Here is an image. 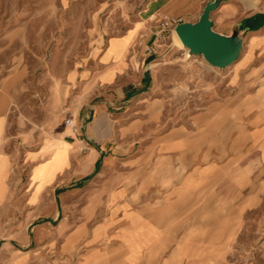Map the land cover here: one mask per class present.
I'll return each instance as SVG.
<instances>
[{
  "label": "rangeland",
  "instance_id": "1",
  "mask_svg": "<svg viewBox=\"0 0 264 264\" xmlns=\"http://www.w3.org/2000/svg\"><path fill=\"white\" fill-rule=\"evenodd\" d=\"M151 1L0 0V113L7 122L0 264H97V213L108 214L103 206L97 212V169L124 171L127 148L138 151L152 143L158 150L190 135L202 146L222 147L230 198L218 205L214 200L212 213L191 222L181 254L149 255V261L264 264V45L252 38L264 26L244 31L238 58L224 68L201 54L186 55L175 40V25L160 31L148 88L122 104L115 138L123 158L107 163L106 154L81 172L89 162L79 146L83 140L74 150L61 138L46 141L62 131L84 137L66 119L72 115L78 126L76 107L94 88L67 76L85 66L90 26L97 24V44L110 39L111 48H120L113 37ZM208 1L191 0L187 11L170 19L195 21ZM259 13L264 0H219L210 17L215 30L229 34ZM152 23L161 24L158 18ZM250 24H264V18ZM130 65L140 68L138 61ZM127 81L122 77L113 85ZM125 256L119 254L118 262Z\"/></svg>",
  "mask_w": 264,
  "mask_h": 264
},
{
  "label": "crops",
  "instance_id": "2",
  "mask_svg": "<svg viewBox=\"0 0 264 264\" xmlns=\"http://www.w3.org/2000/svg\"><path fill=\"white\" fill-rule=\"evenodd\" d=\"M189 2L191 0L148 2L137 17L126 24L125 30L113 37L119 38L120 48H111L110 39L105 45L97 44V24L90 26L93 37L86 40L88 51L82 59L85 66L70 70L67 76L70 80H82L84 89L94 88L76 107L80 134L84 137L77 138L62 131V135L46 139L61 138L71 143L73 150L83 140L79 146L86 149L89 162L81 172L93 167L106 154L107 163L123 158L119 156L123 152L115 138V129L122 118V104L148 88V73H151L148 64L160 50L157 40L161 24L152 21L158 18L162 22L184 13ZM262 26L264 24H258L250 31L256 32ZM256 36V41L264 45V33H254L252 38ZM134 61L140 64L138 71L130 65ZM73 71L74 77L69 78ZM122 77L128 79V85H113ZM6 131L5 115L0 113V161L7 160ZM200 143L197 135H190L166 141L158 150L151 149L152 143L138 151L127 148L124 171L118 168L110 174L107 166L97 169V212L102 206L108 208L107 215L97 213V264H171L150 262L148 256L181 254L191 222L197 221L200 215L212 213L214 200L217 205L229 201L227 179L223 176L229 159L221 146ZM108 175L110 177H106ZM5 178L3 171L0 201L4 196ZM201 222L206 224L207 220ZM59 226H66V218ZM119 254L126 255L122 262H118Z\"/></svg>",
  "mask_w": 264,
  "mask_h": 264
},
{
  "label": "water",
  "instance_id": "3",
  "mask_svg": "<svg viewBox=\"0 0 264 264\" xmlns=\"http://www.w3.org/2000/svg\"><path fill=\"white\" fill-rule=\"evenodd\" d=\"M218 4L219 0L206 2L197 20L181 21L174 26V30L188 48L189 54H201L209 64L224 68L238 58L242 48L243 33L251 29L242 26L240 22L229 34L215 30L210 13Z\"/></svg>",
  "mask_w": 264,
  "mask_h": 264
},
{
  "label": "built area",
  "instance_id": "4",
  "mask_svg": "<svg viewBox=\"0 0 264 264\" xmlns=\"http://www.w3.org/2000/svg\"><path fill=\"white\" fill-rule=\"evenodd\" d=\"M179 22H181V19H180V18H172V19L169 18V19L163 20V21L161 22V26H162L161 31H162L164 28H166V27H168V26H170V25H176V24L179 23ZM66 125H69L75 133H76V132H79V134H80V132H81V127H80L79 125L77 126V125L75 124L72 115H70V116L66 119Z\"/></svg>",
  "mask_w": 264,
  "mask_h": 264
},
{
  "label": "trees",
  "instance_id": "5",
  "mask_svg": "<svg viewBox=\"0 0 264 264\" xmlns=\"http://www.w3.org/2000/svg\"><path fill=\"white\" fill-rule=\"evenodd\" d=\"M257 16H260V17L264 18V13H259V14L254 15L251 18L245 19L244 22H242V26H248L251 30L252 29H256V26L257 25H255V26L254 25H251L250 22H251L252 19H254Z\"/></svg>",
  "mask_w": 264,
  "mask_h": 264
},
{
  "label": "bare ground",
  "instance_id": "6",
  "mask_svg": "<svg viewBox=\"0 0 264 264\" xmlns=\"http://www.w3.org/2000/svg\"><path fill=\"white\" fill-rule=\"evenodd\" d=\"M175 40H176V42L178 43V45L181 47V48H183L184 50H185V52H186V55H188L189 54V52H188V48L182 43V41H181V39L178 37V35L176 34V32H175ZM176 43V44H177ZM81 143L83 144V141H81ZM81 145V144H80ZM81 147V146H80Z\"/></svg>",
  "mask_w": 264,
  "mask_h": 264
}]
</instances>
